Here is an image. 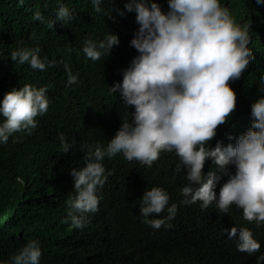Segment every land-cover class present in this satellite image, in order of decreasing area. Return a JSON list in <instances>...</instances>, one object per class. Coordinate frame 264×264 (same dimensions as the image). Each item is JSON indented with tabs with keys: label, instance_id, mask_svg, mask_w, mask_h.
<instances>
[{
	"label": "trees",
	"instance_id": "16d2710c",
	"mask_svg": "<svg viewBox=\"0 0 264 264\" xmlns=\"http://www.w3.org/2000/svg\"><path fill=\"white\" fill-rule=\"evenodd\" d=\"M127 2L102 0V11L97 12L91 0H0V101L25 84L48 86L49 99L47 112L36 117L38 126L31 134L17 132L7 144H0V264L33 239L41 245L40 264H256V256L264 253V222L246 221L243 210L234 204L225 213L215 202L207 208L201 207V201L183 203L181 190L189 182L174 151H162L151 167L130 162L122 154L106 156L102 163L107 179L97 193L99 211L88 214L84 228L66 222L68 201L76 195L71 170L85 166L90 149L106 148L123 119H131L135 110L109 88L122 81V70L139 54L130 46L139 25L136 13L124 9ZM154 2L168 10V0ZM60 3L73 12L67 24L57 21L50 28L47 22L33 19L36 11L46 21L54 19ZM221 5L237 23L251 25L249 47L254 60L240 78L229 81L236 92V107L226 123L218 125L209 142L212 147L217 142L235 144L251 124L252 103L264 95V4L221 0ZM110 33L120 40L110 54L98 61L87 58L82 50L85 42L103 41ZM21 47H39L41 58L56 63L39 70L14 62L11 53ZM65 64L78 77L70 86ZM61 134L72 145L67 152ZM211 170L217 166L209 160L202 171ZM234 173V165L224 174L217 171V194ZM152 187L167 190L168 206L177 205L170 220L166 209L150 217L165 219L159 229L144 223L140 215L141 198ZM234 226L252 230L261 243L259 252L249 256L237 250L236 240L225 232Z\"/></svg>",
	"mask_w": 264,
	"mask_h": 264
},
{
	"label": "clouds",
	"instance_id": "9594fccd",
	"mask_svg": "<svg viewBox=\"0 0 264 264\" xmlns=\"http://www.w3.org/2000/svg\"><path fill=\"white\" fill-rule=\"evenodd\" d=\"M255 2L264 4V0ZM91 3L95 11H102V0ZM124 9L136 13L139 28L130 46L139 54L122 70V81L109 88L135 110L131 119H123L106 148L97 145L94 151L90 149L85 166L71 170L76 195L68 201L66 222L84 228L88 214L99 211L97 193L107 179L102 163L106 156L122 154L130 162L151 167L162 151H174L186 172L189 183L181 190L183 203L201 201V207L207 208L215 202L225 213L234 204L243 210L246 221L264 222V95L252 103L251 124L246 133L235 138V144L223 146L217 142L212 147L209 143L217 135L218 125L226 123L236 107V92L229 81L240 78L254 60L249 47L251 25L237 23L221 0H168L167 11L154 0H128ZM115 10L125 15L124 10ZM54 13L55 18L46 21L36 11L33 19L47 22L52 28L57 21L65 25L74 18L63 3ZM119 43V36L110 33L100 42L87 40L82 50L87 58L98 61ZM40 52L39 47H21L11 53V60L39 70L56 63L41 58ZM64 67L67 84L76 83L78 77L67 64ZM261 80L264 82V76ZM47 92L48 86L25 84L5 94L0 101V116L4 117L0 122V144H7L17 132L31 134L38 126L36 117L48 110ZM60 139L67 152L72 145L63 134ZM209 160L217 170L204 173ZM229 165L235 166V173L229 175L217 194V171L224 174ZM194 184L199 187L194 188ZM141 199L143 222L154 229L164 225L165 219H151L153 214L166 209L167 219L176 215L177 205L168 206L170 194L162 187H152ZM225 232L230 240H236L238 251L249 256L259 252L261 243L250 228L234 226ZM41 256L40 242L33 239L3 264H40ZM256 264H264V253L256 256Z\"/></svg>",
	"mask_w": 264,
	"mask_h": 264
}]
</instances>
